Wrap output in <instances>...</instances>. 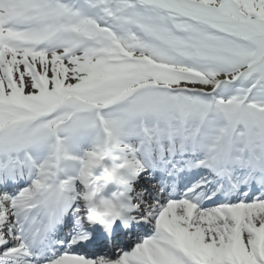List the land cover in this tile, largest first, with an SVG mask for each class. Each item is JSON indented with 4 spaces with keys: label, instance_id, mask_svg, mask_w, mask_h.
<instances>
[{
    "label": "snow or ice",
    "instance_id": "6c2138e0",
    "mask_svg": "<svg viewBox=\"0 0 264 264\" xmlns=\"http://www.w3.org/2000/svg\"><path fill=\"white\" fill-rule=\"evenodd\" d=\"M0 264H264V0H0Z\"/></svg>",
    "mask_w": 264,
    "mask_h": 264
}]
</instances>
